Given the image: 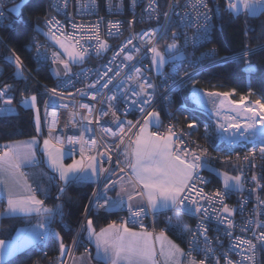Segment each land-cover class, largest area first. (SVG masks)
Masks as SVG:
<instances>
[{"label": "snow or ice", "instance_id": "snow-or-ice-1", "mask_svg": "<svg viewBox=\"0 0 264 264\" xmlns=\"http://www.w3.org/2000/svg\"><path fill=\"white\" fill-rule=\"evenodd\" d=\"M137 0H132L133 6H135ZM26 0H19V3H15L12 8L7 9L11 13H16L17 18H20L21 10L24 7ZM156 4V0H150L149 8L155 10L153 5ZM58 9L60 5H53ZM193 9L203 8L204 11H197L195 23L198 26V33L200 39H207L210 34L211 17L207 7L206 0H193L191 4ZM66 7V0L65 5ZM95 0H90L89 4L81 5V10L87 8L95 9ZM227 10L238 15L241 12H245L250 16H255L258 12H264V0H228ZM172 13H165V23L158 25V28L151 29L149 32H145L143 36H139L141 41L140 46L133 45L132 51H127V45H132V40H128L127 44L120 47L119 52H116L113 56V61L121 54L123 58L121 64L127 66L131 63V71L126 73L124 77L117 79L120 76V71H116L114 76H108L109 72H112V68H108L93 84L87 85L86 89L78 90L81 96L87 94L90 89H96L97 85H101L98 92L104 99L101 101V108L95 109L94 105L80 104V107L86 109L87 116H81L79 120V126L82 129V133L79 136L61 137L56 136V143L61 145L57 147L50 139L43 141V152L47 157L49 166L59 174V179L67 185L70 182H82L85 179L98 178L100 175L110 171L103 167L104 157L107 156L108 162L112 161V155L110 154L112 149L105 152L98 153L100 160H97L96 156L87 155V152L95 151L97 147V140L94 138V129L90 127L92 123V113L98 111L95 120L97 126H100L103 135L111 138L118 139L123 143L125 135V124L128 126V131L139 125V131L135 134L136 138L131 141L132 147L131 153L128 148H124L123 152L128 158L127 167L131 169L133 178L127 181L129 187H125L122 182L123 177L119 181H112L109 185H105V192L112 190L117 184L120 185L121 192L117 194L115 199L111 197H98L104 199V204L98 207H111L119 208L127 205L132 222H136L137 218L141 215L147 214L151 209L153 213H157L164 209H177L181 212H194L196 214L203 213L205 218L209 216V209L205 208L200 201L204 200L212 206L214 202H219L222 208L219 210L213 208L212 213L215 215L217 223L226 225L225 234L231 238V229L235 227L231 216L235 211L234 208H230L224 201L225 197L230 195L233 191H240L243 189V174L231 176L228 173H223L224 191H216L209 196L204 192L203 187L200 185L206 184L208 181L206 178L200 175V170L203 168H209L211 171H216L210 167V157L208 156V150L202 149L200 152L192 150L188 147L184 139L181 138V134H178L173 130V126L169 125L166 134H160L158 132L147 131L148 126L152 125L159 128L161 126L160 114L156 111L147 112L143 115V123L133 124L132 121L122 122L120 117L116 115L117 108L114 103L117 101L125 103V113L130 111H139L142 114L145 113V109L149 107L154 99V91L149 89H155V85L148 83L146 80L143 83H139L143 69L135 67L134 57L141 54L145 47L148 48V52L151 53V64L159 71L166 63H173L182 58V53L179 46L173 42L165 46V50L162 52L159 47L154 43V40L158 35H165L168 30V21L171 19ZM184 19L183 17L181 18ZM4 11L0 10V26H3ZM202 21V22H201ZM46 25L50 26L46 33L52 40L59 45L60 49H63V54H66L68 59H62L60 52H53L51 54L52 63L59 62L63 65L65 82L71 83V76L86 77L87 73L81 71L80 73H72L71 63H82L90 54L88 48H83L80 45V40L76 39L75 43H72L74 36L82 32L88 33V40L95 39L96 45L93 46V50L97 55L103 51H107L110 45L107 41L101 40L99 37V22L90 28L83 25L73 24V35L64 36L63 24L55 18L45 21ZM11 23L7 27H11ZM58 27V31L61 35H57L52 29ZM119 22L110 24L109 35H113L112 29H116V35H119ZM176 33H173L175 37ZM64 36L62 39L61 37ZM134 36L133 39H136ZM145 37H149L145 41ZM83 37H81L82 39ZM187 39V38H186ZM259 49H264V45L258 46L257 49H247L241 53V57H246L250 53H254ZM47 56L42 59H47ZM142 58V57H141ZM223 60L229 59L228 57L221 58ZM16 66L19 69L21 67V61L19 57L15 58ZM111 63V61H110ZM120 67L119 65L117 66ZM248 70L254 71V66L249 64ZM90 71V70H89ZM57 75H60L59 70L56 71ZM71 74V75H70ZM22 76V73H18ZM188 74L185 73V76ZM105 77L107 79L105 80ZM101 81H104L101 84ZM115 81V83H113ZM129 83H136L138 91H132V89L125 87ZM112 85L111 94L108 95L103 92V89H109ZM10 89L9 85H5L3 89H0V99L7 95V91ZM52 93H56V89L53 88ZM235 90H233L234 92ZM131 92V96L135 99H131L128 93ZM232 93L229 92H208L206 94L201 93L200 90L193 88L191 101L201 107H207L209 103L213 104L212 111L217 118L216 130L217 138L221 142H226L228 145L237 144L241 141L249 142L253 145L250 149L252 154L258 151L262 158H264V103L260 100H256L252 106L246 107L244 101L245 96H241L239 101L230 100L229 97ZM97 92L92 93V99L95 100ZM205 96L207 99H205ZM62 98V97H61ZM35 107L37 97L35 95L30 98L25 97L22 103L29 104ZM168 99V97H165ZM219 99V104L215 101ZM52 104L56 103L54 98H50ZM12 98L8 97L4 100L3 106L0 107V111H11L10 105ZM106 103L108 110H105L103 104ZM63 108L67 109L68 105L63 104ZM52 117L50 124L48 125L49 134L51 135L58 124L57 113H48ZM80 115L79 113L70 114V122L76 123L75 117ZM111 115V123L116 127V131H113L112 127H105L101 124V121L105 117ZM196 127L195 119L187 125L189 130ZM36 131H41L40 116L37 110L36 115ZM92 132L93 138L86 139L84 133ZM208 133V126L205 125V134ZM65 140L69 146L79 144L80 145V160H72L70 164H64L63 159L65 156V149L63 147ZM37 140L33 137L29 141H21L15 143H9L2 146L0 150V185L3 186L7 197L6 209L0 212V215H15L17 213L44 215L46 217L45 222H41L37 225V228L43 231L35 232L37 239L43 241L48 235L47 223H50L54 219L55 215H63L62 208L52 209L44 206V202L36 198L31 186L27 184L24 179V174L21 172L23 166H28L36 162L35 151ZM119 148V144L117 145ZM87 155V163H85V156ZM246 155L244 160H248ZM119 161H117V164ZM123 171V169H121ZM107 178V176L105 177ZM253 181H256L258 188H264V185H260L257 181V177L253 175ZM137 184L142 186V190L136 191ZM61 192L64 188L60 189ZM254 191V190H253ZM127 194L126 197L124 194ZM140 198V204H133L132 201L135 198ZM146 200V203L143 201ZM258 207L264 206V200L257 198ZM245 201L240 202V210L243 211ZM264 211V209H261ZM205 221H201L197 228L204 236V243L207 245L209 240L207 237L208 229L204 226ZM257 228L264 227V221H256ZM143 228V225H141ZM86 230L88 232V239L91 241L94 238L96 247V259L103 264H161L158 257H163V264H180V257L189 255L190 253H184L178 245L174 244L163 231L159 234L148 232L147 230L135 231L132 228L127 227V224L117 226L114 222L109 224L107 228H103L100 232H96L93 228V221L88 219ZM246 231L247 228L241 229ZM59 236L58 233L55 234ZM258 244H254L252 240L244 239L237 236L235 242L229 247V252L239 250L241 260L235 262V264H247L248 261L254 260V255L257 247L264 249V232H259L255 236ZM159 243V249L156 244ZM78 243V241H77ZM190 245L199 250L198 237L193 236L190 241ZM246 245L247 248L242 246ZM22 247V241L17 238L11 242H5L0 240V261L5 257L13 256L19 248ZM60 255L63 256L66 251V246L60 238ZM205 253V259L196 261L194 258H190L188 264H207V260L210 254L214 253L212 247H206L203 249ZM251 253L252 255H246L245 253ZM226 264H234L229 259L227 253L224 255ZM214 264H219V258L214 259Z\"/></svg>", "mask_w": 264, "mask_h": 264}, {"label": "built area", "instance_id": "built-area-1", "mask_svg": "<svg viewBox=\"0 0 264 264\" xmlns=\"http://www.w3.org/2000/svg\"><path fill=\"white\" fill-rule=\"evenodd\" d=\"M14 0H0V10L4 11V20L3 26H0V29L11 30L15 25L21 23V17L18 19L16 14H13L7 9L10 5L13 4ZM90 0H48L47 9L45 14L40 19L39 24L34 23L32 26V33L29 40L25 44V50L30 56V60L34 64V71L38 70L40 67H47L49 70L52 66L57 65L52 63L51 54L53 52H60L58 45L52 40L46 33L50 26L46 25V20H59L63 24V34L64 36L73 35V24L83 25L87 28L92 27L93 25L99 22V37L101 40L107 41L110 45L107 51L101 52L99 55L93 50V46L96 45V40H88V33L82 32L74 36L72 43H75L76 39L80 40V45L83 48L89 49V55L82 63H71L72 73H80L84 71L87 73L86 77L81 76H71V83L65 82V77L59 80L56 93H52V89L46 84L37 81L31 74L29 68L24 65L21 61V70L28 78H30L35 84H37L45 93V98L37 110L39 111L41 131L40 134L45 137L52 136L56 146L60 147L61 145L56 143L55 137H68V136H79L82 133V129L79 126V120L81 116H87L88 112L86 109L80 107V104H89L94 105L95 109L99 110L102 106L101 101L104 99L98 92V89L101 88V85H97L96 89H90L87 91V94L81 96L78 90L86 89L87 85L93 84L103 73L107 71L105 65L108 68H112L113 71L108 73V76H114L116 71H120V76L117 79H120L125 76L126 73L131 71V63L127 66L121 64L123 54L117 57L113 61V56L116 52H119L122 45L127 44L128 40H132V45H127V51H132V46H140L141 41L139 36H143L145 32H149L151 29L158 28V25L165 23V13H172L171 19L168 21V43L175 42L182 53V58L177 60L175 64L169 62L166 63L160 73L154 72L151 64V53L148 52V48L145 47L141 54H138L134 57L135 67L142 68L143 72L139 83H143L145 80L148 83L154 84L155 89H149V91H154V99L149 107L145 109V113L139 111H130L125 113L124 109L126 107L125 103L117 101L114 103V106L118 109L116 115L120 117L122 122L132 121L133 124L143 123V115H146L147 112L156 111L161 115L162 123L161 129L157 131L160 134H166L169 125L173 126V130L178 134H181V138L185 140L188 147L192 150L200 152L202 149L206 148L208 150V156L210 157V167L216 171H211L209 168H203L200 170V175L208 181L206 184L200 185L198 187H203L204 192L209 196L214 194L216 191H224V184L222 183V178L218 176L220 174L228 173L231 176L243 174V189L240 191H233L230 195L225 197V203L230 207L234 208L231 219L235 227L231 229L232 235L231 238L225 234L226 225H221L217 223L215 215L212 213V209L215 208L219 210L222 208V205L219 202H214L211 207L209 204L201 200L200 203L209 209V216L205 218L203 213L196 214L194 212H181L177 209H168L164 212L153 213L150 209L147 214L141 215L137 218L136 222H132L128 208L126 207L119 218L116 220L121 224H127V227L139 230H147L150 232L155 231L154 223L157 217L160 215L163 218L164 225L169 224L171 216H181L187 220L188 231L187 236L182 246L184 253L189 255L183 256V260L189 262L190 258H194L196 261L205 259V253L203 251L206 247H212L214 253L209 255L207 264H214V259L219 258V264H226L224 260V255L227 253L229 259L234 262L241 260L239 250L229 252L230 245L235 242L236 237L240 236L247 240H252L254 244H258V241L255 239V236L259 232H264V227L257 228L256 221H264V206L258 207L257 198L264 200V188H258L256 181L252 180L253 175L257 177L260 185H264V158L261 157L258 146L257 152L252 154L250 149L253 145L246 141H241L237 144L228 145L226 142H221L217 138L216 123L217 118L214 115L213 104L208 105L207 107H201L195 105L191 101V95L193 88L195 87V80L193 79L195 75L202 72L203 70L208 69L210 66L218 65L224 61L228 60H243L244 64H247V58L252 54L250 53L246 57H241V53L245 52L247 49L235 53L230 56H218L217 51L214 47H210L209 43L212 38L213 31L218 25V12L219 8L227 10L228 0H206L207 7L209 11V16L211 17V28L208 38L200 39L198 33V26L195 23L197 11L203 12L204 9H193L191 4L193 0H164L163 7L160 8L158 1L153 5V9L149 8L150 0H137L135 6H133L132 0H95L96 7L95 9L87 8L81 10V5L89 4ZM53 5H60L61 8L58 9ZM229 12V11H228ZM230 13V12H229ZM232 14V13H231ZM234 15V14H232ZM239 15V14H238ZM243 16V12L240 14ZM184 18L183 20L181 18ZM119 22V35H116V29H112L113 35H109L110 24H115ZM202 22V21H201ZM11 23V27L7 25ZM59 26L53 27V31L57 35H61V32L58 31ZM173 33H176L173 37ZM139 34V36H137ZM64 36L61 38L63 39ZM134 36H137L136 39H133ZM163 35H158L154 40L155 45L162 38ZM81 37H83L81 39ZM187 38V39H186ZM149 37H145L147 41ZM0 45L6 50L7 56L13 65H16L15 58L17 57L12 51L9 50L3 39L0 37ZM257 47L251 49H257ZM47 56V59H42V57ZM142 57V58H141ZM228 57L229 59L223 60L221 58ZM111 61V63H110ZM120 66L119 68L117 66ZM80 68V69H79ZM90 70V71H89ZM3 69L0 66V75ZM185 73L188 75L185 76ZM71 75V74H70ZM107 77H105V80ZM104 81H101L103 84ZM115 83V81L113 82ZM7 84H1L0 89H3ZM189 85L188 98L193 104V109H195L201 116L204 117L208 128L214 133V139L216 144L208 149L203 144L197 142L193 137L192 133L198 131L196 125L195 128L189 130L186 124L181 126L178 123V119L175 115L174 110L171 108L173 104V95L178 91L186 88ZM10 86V85H9ZM125 87L132 89V91H138L136 83H129ZM112 85L109 86V89H103V92L110 95ZM196 88V87H195ZM198 89V88H196ZM200 90L201 93L216 92V91H207ZM97 92L96 99H92V93ZM128 96L131 99L135 97L131 96V92L128 93ZM246 100L244 104L246 107L252 106L256 100H252L248 95H244ZM8 97L12 98V103L10 105L11 111H0V118L6 117L13 114L16 110V106L13 103V93L10 89L7 91V95L0 99V107L3 106L4 100ZM62 97V98H61ZM168 97V99H165ZM50 98L56 100L55 104H50ZM230 100H232L229 97ZM240 98L236 101H239ZM258 100V99H257ZM261 101V100H260ZM216 104H219V99L215 101ZM262 103V102H261ZM63 104H67L68 108L65 109L62 107ZM105 110H108L106 103L103 104ZM181 108H185L182 104ZM56 112L58 118V124L55 131L50 135L48 125L50 124L52 117L47 115L48 113ZM79 113L80 115L75 117L76 123L70 122V114ZM98 115V111L92 113L91 119L92 123L90 127L94 129V138L97 140V147L95 151L87 152V155L96 156L97 160H100L98 153L105 152L109 149H112V161L108 162L107 156L104 157L103 167L109 169L110 171L102 174L98 177L95 182L87 202L85 204L82 216L77 224L75 229L74 237L71 245L67 248L63 256L58 252L55 256V260L52 264H69L71 255L74 252V248L77 244V241H80V234L83 231L84 224L87 220V215L90 211L95 212H108V211H118L119 208L111 207H98L99 205L104 204V199L98 197H111L110 190L105 192V185H109L112 181H117L121 176H128L126 167L121 162V154L123 153L124 148H129L131 141L139 129V125L128 131V126L125 124V135L123 143L118 139L108 137L103 135L100 129V126H97L95 117ZM111 120V115L105 117L101 124L105 127H112L113 131H116V127L108 121ZM205 125L200 128L201 132H205ZM86 139H92L93 133L86 132L84 133ZM119 144V148L117 145ZM64 149L68 153H72L78 156L81 159L80 145L69 146L67 141L63 145ZM87 155L85 156V161H87ZM248 156V160H244L245 156ZM117 161L119 163L117 164ZM219 165H229L231 167L230 171H222L218 169ZM123 169V171H121ZM107 176V178H105ZM212 177L216 178L218 183L213 182ZM34 194H36V189L31 187ZM254 190V191H253ZM136 191H140L137 186ZM63 192L59 191L56 196V201L53 206L47 205L49 208L54 210L58 209L60 200L62 198ZM43 202H44V198ZM115 199V198H113ZM245 201L243 211L240 210V202ZM59 222V215H55L54 219L50 223H47V232L48 235L44 238L43 241L36 238L33 247L37 248L40 252H43L47 246L49 239L54 236V222ZM201 221H205L204 226L208 229L207 237L208 244L204 243V236L198 230L197 226ZM143 225V228L141 227ZM246 227V231L241 229ZM39 231H43L39 229ZM196 236L199 240V250L190 245L192 237ZM247 248L246 245L242 246ZM246 255H252L251 253H245ZM247 264H264V249L257 247L254 260L248 261Z\"/></svg>", "mask_w": 264, "mask_h": 264}, {"label": "trees", "instance_id": "trees-1", "mask_svg": "<svg viewBox=\"0 0 264 264\" xmlns=\"http://www.w3.org/2000/svg\"><path fill=\"white\" fill-rule=\"evenodd\" d=\"M48 0H26L21 10V23L15 25L11 30L0 29V37L3 39L10 51H12L24 65L31 71L32 76L39 82L46 84L51 89H57L59 80H56L47 67H40L34 71V64L30 60L29 54L25 50V44L29 40L32 33L34 23L39 24L40 19L45 14ZM159 7L162 8L164 0H157ZM13 3H15L13 1ZM162 36L157 46L168 43V34ZM264 45V12H260L253 17L242 15H232L228 11L219 8L218 25L215 27L210 47H214L218 56H230L245 49L254 48ZM254 66V71L248 70V65ZM0 66L3 71L0 75V85L7 84L11 86L13 93V103L16 110L13 114L0 118V144L33 137L36 135L33 124V112L30 109H24L20 102L25 97L35 95L37 97L36 106L39 109L45 93L30 78L24 75L23 78H17L14 75L15 66L9 60L6 50L0 45ZM195 87L207 91L229 92L232 93L230 98L238 100L242 95H248L252 100H261L264 103V49H259L247 58V64L243 60H228L218 65L210 66L208 69L195 75ZM189 85L173 95V104L171 108L174 110L181 126H185L195 119L198 131L192 133V137L199 143L211 149L216 144L214 133L208 128L207 135L201 132L200 128L206 124L203 116L195 109L192 110L193 104L188 98ZM233 90H235L233 92ZM185 108H181V105ZM161 116V115H160ZM162 123V119H161ZM45 174L49 176L48 184L44 183V177L40 176L41 188L44 198V204L53 206L56 196L60 190L53 175L42 165L37 164ZM219 170L230 171L229 165H219ZM47 177V176H46ZM213 182H217L212 177ZM216 183V184H217ZM94 184L88 182H72L64 185V191L59 203V209L62 208L63 215H59V222H54V236L49 239L46 248L40 252L37 248L18 252L16 255L3 262L2 264H52L58 253L60 238L67 248L72 243L75 229L82 216L88 196ZM34 187L35 186H31ZM36 189V188H35ZM3 200L0 198V210L3 208ZM122 212L108 211L95 212L90 211L87 219L93 221V228H99L115 222ZM187 221V220H186ZM23 224V220L19 218H3L0 221V238L9 237L12 231L19 225ZM168 226V225H167ZM163 218L160 215L154 223L155 230L165 229ZM188 228V224H187ZM58 233L59 236L55 234ZM80 234V241L76 244L75 250H80L84 242ZM169 235L170 232L167 231ZM178 240V239H177ZM179 241V240H178ZM183 246L184 242H180Z\"/></svg>", "mask_w": 264, "mask_h": 264}, {"label": "crops", "instance_id": "crops-1", "mask_svg": "<svg viewBox=\"0 0 264 264\" xmlns=\"http://www.w3.org/2000/svg\"><path fill=\"white\" fill-rule=\"evenodd\" d=\"M242 13V12H241ZM240 13V14H241ZM260 12H258L256 15H258ZM255 15V16H256ZM243 16L246 17H253L248 15L247 13L243 12ZM59 47V45H58ZM60 49V48H59ZM61 51V58L62 59H68V57L66 56V54H63V49H60ZM20 105L24 108V109H30L32 112L34 110V108L31 105V102L27 105L23 104L22 101L20 102ZM37 108V107H36ZM160 121H161V116H160ZM33 124H34V129L36 132L37 136H40V132L37 133L36 131V124L34 123V116H33ZM162 126V125H161ZM161 126L159 128L154 127L152 125L148 126L147 131L149 132H157L161 129ZM139 131V129H138ZM137 131V132H138ZM136 132V133H137ZM37 140V145L36 147V151H35V158H36V162L28 165V166H23L21 168V172L24 174V179L27 181V184L30 186H35L36 188V198L39 200L43 199L40 197L43 192H42V188H41V182H40V176L44 177L45 179L43 180L44 183L48 184L50 178L48 176V174L46 175L45 172L37 166V164H42L52 175L54 180L57 182L58 187L60 188H64V182H62L59 179V174L57 172H55L50 166L49 163L47 161V157L45 155V153L43 152V141L45 139H50L52 141L53 144L54 143V139L52 136L49 137H45L42 136L41 138L39 137H35ZM136 135L133 138V141L135 140ZM32 138H28V139H22V140H17V141H11V142H7V143H1L0 144V150H2V146L5 144H9V143H15V142H21V141H29ZM58 147V146H57ZM132 147H134V145H130L128 148L129 153H131ZM131 157L129 156L128 158H126L124 152L121 154V162L123 163V165L126 167V170L128 172V176H121L123 177V183L125 184V187H129V185L127 184V181L130 178H133V174L131 172V169L127 167V163H128V159H130ZM80 160V158L72 153H68L65 151V156L63 159V163L66 164H70L72 163V160ZM88 161H85V163H87ZM218 176H222V174L217 173ZM47 176V177H46ZM121 177L117 180H121ZM98 178H91V179H85L82 182H88V183H92L95 184V182L97 181ZM72 183V182H70ZM69 184V183H68ZM137 186L139 187L140 190H142V186L137 184ZM129 191H131L130 187H129ZM121 192V188L120 185L117 184L114 188H112V190H110V195L113 198L117 197V194ZM126 197V193L124 194ZM0 198L3 200V208L0 210V212H3L6 209V203H7V197H6V193L4 191V188L2 185H0ZM142 201L140 198H135L132 203L135 204H140ZM143 203H146V200L143 201ZM45 207H48L46 204H44ZM127 207V205L125 204L123 207H120L118 211L122 212L125 208ZM49 208V207H48ZM59 209V206H58ZM151 210V209H150ZM168 209H164L161 210L159 212H164ZM3 218H19L23 220V224L17 226L11 233V235L5 239L0 238V240L7 242H11L13 240H16L17 238H19L22 241V247L19 248V250L14 254L16 255L18 252L29 249L31 247H33L34 242L36 240V236H35V232H39V228H37V225L41 222H45L46 221V217L44 215H37L36 213H31V214H22V213H17L15 215H0V221ZM87 221L86 220L85 224H84V228H83V233H82V240L84 242L83 247L80 250H75L73 252V254L71 255L69 264H103V262H99L95 257H96V247H95V242H94V238L93 240H89L88 239V232L86 230V225H87ZM113 223V222H112ZM109 223V224H112ZM118 227L123 225L121 223H119L118 221L114 222ZM187 221L182 218L181 216H171L169 224L167 226V231L171 233V235H169L164 229H159V230H155L152 233L155 234H159L161 231H163L165 233V235L168 237V239H170L174 244L178 245L181 249V243L180 242H184L187 236ZM105 225L101 228H99L98 230H95L97 233L100 232L101 229L103 228H107L108 225ZM133 229V228H132ZM135 231H143V230H139V229H134ZM150 232V231H148ZM179 241H178V240ZM157 249H159V243L157 242L156 244ZM67 250V247H66ZM58 252L60 253V249H58ZM66 252V251H65ZM13 255V256H14ZM11 256V257H13ZM11 257H5L2 261H0V264H2L3 262L7 261L8 259H10ZM159 261L161 262V264H163V257H158ZM180 264H188V262H186L185 260H183V256L180 257Z\"/></svg>", "mask_w": 264, "mask_h": 264}, {"label": "rangeland", "instance_id": "rangeland-1", "mask_svg": "<svg viewBox=\"0 0 264 264\" xmlns=\"http://www.w3.org/2000/svg\"><path fill=\"white\" fill-rule=\"evenodd\" d=\"M14 2L15 3H19V0H14ZM15 3H13L12 5H10L9 6V8L8 9H10V8H12L13 7V5L15 4ZM13 14H16V13H13ZM167 44H170V43H166V44H162V45H159V46H157V47H159V49L163 52L164 50H165V46L167 45ZM15 66V71H14V75H15V77H17V78H23L24 77V73L22 72V70H21V68H17V66L16 65H14ZM152 68H153V70H154V72H156L157 74L158 73H160L161 71H162V68L159 70V71H157V69L152 65ZM80 69V68H79ZM57 70H59V72H60V75H57L56 74V71ZM18 73H22V76L21 75H18ZM50 73H51V75L54 77V78H56V79H62V78H64L65 76H64V69H63V65L62 64H60V63H58L57 65H54V66H52L51 68H50ZM28 98H30V97H28ZM205 99H207V97L205 96ZM31 101H30V99H29V103H30ZM50 104H52L51 103V101H50ZM211 103H209L208 105H210ZM37 107V106H36ZM34 108V110H33V116H34V123L36 124V115H37V108ZM219 173V172H218ZM220 174V173H219ZM221 178H222V183H223V176H221ZM60 189H61V187H60ZM60 191V190H59Z\"/></svg>", "mask_w": 264, "mask_h": 264}, {"label": "bare ground", "instance_id": "bare-ground-1", "mask_svg": "<svg viewBox=\"0 0 264 264\" xmlns=\"http://www.w3.org/2000/svg\"><path fill=\"white\" fill-rule=\"evenodd\" d=\"M165 226V225H164ZM165 230V229H164Z\"/></svg>", "mask_w": 264, "mask_h": 264}]
</instances>
